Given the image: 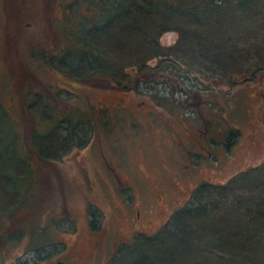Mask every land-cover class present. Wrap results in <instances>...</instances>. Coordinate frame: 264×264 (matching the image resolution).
I'll list each match as a JSON object with an SVG mask.
<instances>
[{
	"label": "rangeland",
	"instance_id": "rangeland-1",
	"mask_svg": "<svg viewBox=\"0 0 264 264\" xmlns=\"http://www.w3.org/2000/svg\"><path fill=\"white\" fill-rule=\"evenodd\" d=\"M93 1L0 0V264H101L131 237L121 212L146 205L150 235L114 264H264L247 199L264 203V0L135 3L132 31L113 20L103 34L95 18L115 0ZM101 69L112 80L90 75ZM25 156L38 165L30 194ZM204 181L221 191L193 197ZM199 198L206 211L184 212Z\"/></svg>",
	"mask_w": 264,
	"mask_h": 264
},
{
	"label": "trees",
	"instance_id": "trees-1",
	"mask_svg": "<svg viewBox=\"0 0 264 264\" xmlns=\"http://www.w3.org/2000/svg\"><path fill=\"white\" fill-rule=\"evenodd\" d=\"M160 1H170L171 2V4H164V6H162L163 7V9H165V10H168L169 8H173V10H176V11H180V10H182V7H184L183 5H182V7L180 6V4L176 7L175 6V4H176V2H173V1H175V0H142V1H140V0H115L114 1V3H111L110 2V4L109 5H105V6H103L107 1H103V3H102V6H103V9H104V11L102 12V14L100 15V17H97V18H95L96 19V21H98V20H102V18H103V20H104V24L105 25H103V29H102V31H100V33H104L107 29H109V30H113V29H115L116 27V24L115 23H113V20H116V23H117V21L118 22H120L121 21V25H122V30H123V32H125V31H132V27H129L128 26V24L125 22L126 20H128L127 19V15L131 12V4H134V6H135V3H139V4H141V5H143V3H146V5H147V7L146 8H150V9H152V8H157V6L155 7V5H156V3L158 2V3H162V2H160ZM101 2H102V0H101ZM101 2H98L97 0L95 1H93L92 2V5L95 7V8H97L98 6L97 5H99V3H101ZM188 3V2H187ZM217 3H219V2H217ZM145 5V6H146ZM144 6V5H143ZM180 6V7H179ZM192 7H196V6H191V7H188L187 9H189V8H191V10H192ZM186 8V7H185ZM98 9V8H97ZM145 10V9H144ZM153 10V9H152ZM152 10H147L148 12H152L153 14H154V12L152 11ZM154 11H156V10H154ZM157 11H160V10H157ZM126 12H128V13H126ZM181 12V11H180ZM143 14H145V13H143ZM126 18V19H123V18ZM123 20V21H122ZM96 23V22H95ZM113 24V25H112ZM196 24H198V25H202L199 21L196 23ZM93 25V24H92ZM93 26H95V25H93ZM127 33H129V32H127ZM87 41H89V40H87ZM83 44H85V43H83ZM82 44V47H83V49L81 50V51H83V53L84 54H87L88 55V53H90L91 54V52H94V50H87V46L89 45V47L91 48V45L90 44H87V45H83ZM94 47V46H93ZM89 51V52H88ZM81 54H82V52H80ZM80 53H77V52H75V58L76 59H80V58H83L82 56L83 55H80ZM89 54V55H90ZM81 56V57H80ZM218 57H220V56H216L215 57V59H213V58H209V57H207L206 58V60H209V61H211L210 62V64L212 63V65L213 66H215L216 67V65H218L219 66V61H221V58L219 59ZM74 63V65L76 64V61L75 62H73ZM77 65V64H76ZM75 65V66H76ZM105 65V64H104ZM158 65H155V67H157ZM190 67H192V68H190V70L189 71H191L192 69H194L195 67H193V66H191V65H189ZM145 67V64H144V62H142V63H140V64H138L137 66H136V69L139 71L141 68H144ZM196 69V68H195ZM100 70V69H99ZM102 71L99 73V71H97L98 73H95L94 72V70H92V71H90V75L92 74V76L94 75V76H96V77H101V78H104V77H107L108 79H110V80H112L111 79V77H109V76H105V74L103 73V69H101ZM105 71V70H104ZM201 71V70H200ZM89 75V76H90ZM87 75H85V76H83V77H86ZM140 76H138V78H139ZM137 78V79H138ZM148 81V80H147ZM119 86H120V88L122 87V89H124V90H127V89H131L132 87H134L133 89L134 90H137L136 89V87L137 86H135V85H130L129 83L126 85L127 87H129V88H127V87H125L124 85H122L121 83H119ZM1 107V106H0ZM2 114H4V112L3 113H1L0 114V116H2ZM1 120V119H0ZM6 122V124L8 123L7 122V120L5 121ZM10 124V123H9ZM0 127H1V129H2V131H3V129H5V128H3L1 125H0ZM52 128H54V126L52 127ZM51 130H53V129H51ZM10 131H11V129H10ZM16 135V134H15ZM20 138H21V136H20ZM16 140H17V137H14L13 138V141L16 143ZM30 141H32V143H33V145H34V147H35V149H37V152L38 153H40V151H42V149L40 148V144H39V147L38 146H36V143H35V141H34V138H33V135L31 136V138H30ZM17 145V144H16ZM8 151V150H7ZM58 150H56V152H57ZM9 152V151H8ZM7 152V153H8ZM22 152H23V150H22ZM19 152H17V154H18ZM20 154V153H19ZM41 154V153H40ZM20 155H22V153L20 154ZM45 155H47V154H45ZM45 155H42L41 154V156L42 157H44V158H46L47 159V157H45ZM49 155H51V154H49ZM53 156V158H55L56 160H60V158H61V156H57V155H55V154H53V155H51V157ZM25 162H26V166H27V169H28V171H27V174H26V176L27 177H30L29 179H30V181L29 182H27L26 183V180H24L25 181V184H26V193H27V191H28V194H30L31 193V187L33 186V183H34V181H33V172H34V167L33 166H37L38 167V165H36L37 164V162H36V159L35 158H32V157H28V156H25ZM33 167V168H32ZM252 169V168H251ZM254 169V168H253ZM249 170V169H248ZM248 170H244L242 173H239V175H237L236 177H238V176H243V178L245 177V176H247V174L245 173V172H248ZM236 177H234V178H236ZM234 178H233V176H232V178H230V181L231 180H234ZM243 178H242V180H243ZM245 179H247V178H245ZM220 186H227V184H225V183H222ZM206 189H208V190H206ZM213 191V193H207L208 194V196L210 197V196H212L214 193H216V192H220L221 191V189H219V184H216V183H213V182H208V181H204V182H201L199 185H198V187H195V189L193 190V197H195V198H198L201 194H199L198 195V193L199 192H204V191ZM220 190V191H219ZM25 194V193H24ZM23 194V195H24ZM197 196V197H196ZM256 196V195H255ZM254 196V197H255ZM250 198V197H248L247 199H249V200H251V202L253 201V203H252V205H250L249 206V208H248V213H250V216H249V219L251 220V221H253L254 223V225H253V227L255 226V224L257 225V223L259 222V221H262L263 223H264V212H260L259 210V205L260 204H262V203H258L257 202V200H255V198ZM259 199H261V200H259L260 202H263L264 201V197H263V199L260 197ZM22 202H24V199H22ZM207 203V202H206ZM210 203V202H209ZM258 203V204H257ZM197 204L198 205H196V208H192L191 206H188V207H185V206H187V204L185 205V206H183L184 207V212H188L190 209H192L194 212L193 213H191L190 215H192V216H194V215H198V216H200L202 213H203V210L204 211H206L204 208L206 207L204 204L205 203H203V201H202V199H198V202H197ZM264 204V203H263ZM262 204V205H263ZM191 210V211H192ZM182 215H183V213H182ZM179 217L176 219V223H177V225L178 224H182L183 223V225H185L186 226V223H184V221H185V218L183 219L182 217H181V215H178ZM186 217V216H185ZM198 218V217H197ZM200 218V217H199ZM167 225V224H166ZM165 225V226H166ZM263 228H262V230L264 229V225L262 226ZM259 229V228H258ZM261 230V231H262ZM171 231V230H170ZM170 231H168L167 232V234H171V232ZM258 232H260V231H257V232H253L251 235H252V238L255 236V237H257V233ZM258 239H260V237H258L257 239H256V241L258 240Z\"/></svg>",
	"mask_w": 264,
	"mask_h": 264
},
{
	"label": "flooded vegetation",
	"instance_id": "flooded-vegetation-1",
	"mask_svg": "<svg viewBox=\"0 0 264 264\" xmlns=\"http://www.w3.org/2000/svg\"><path fill=\"white\" fill-rule=\"evenodd\" d=\"M66 1L69 2V1H72V0H66ZM72 78H73V80H75V77H72ZM73 82L77 83V81H72V83ZM64 89H66L69 92L72 91L71 89H69L67 87H64ZM117 103H118L117 105H119L121 107H124V108L127 107V106H124V102H122L121 100H119ZM133 112L134 111H132V113ZM148 113H149V110H147L146 114H148ZM129 114H130V112H129ZM137 115L138 114H135V116H137ZM88 117H87V119L89 121L91 120L92 124H94V125H95L96 120H98V119L99 120H102L103 119V121H106L107 120V119L105 120L104 118H101V116L98 113L96 114L95 119L92 118L91 116H88ZM87 119H85V120H87ZM129 123H130V119L128 120V123H125V125L129 126ZM85 140L87 141V139H85ZM201 145H202V147H204L203 146V143ZM205 148H208L209 149V147H205ZM209 152H211L210 149L208 150V153ZM105 162H108L107 159H105ZM112 167H114V165H112ZM115 167H116V165H115ZM146 206H144L143 209H141V208L138 207L135 210L136 211L135 218L132 217V214L128 210H123L121 212L120 218H122V220H123L122 224L125 225L127 227V229H130L131 230V233H130V236L131 237L125 238V239L122 238V240H119L118 242L117 241H113V245H112L111 251L109 249L110 254L109 255H106L104 261L101 264H114L116 262H120V260H122L120 258H123L124 256L127 259V257H130L131 255H124L123 254V255L116 256V251H118L120 248H122L123 245H125V246L127 245V247H128V246H132L133 244H135L134 237H137L138 234H141L143 236L144 235H150L148 233V231L145 230V228L150 227V223L152 222L151 217H150L152 215V206H147V207ZM136 224H139L140 227H137ZM142 226H144L145 228L142 229ZM158 233H159V228H156V230H154L151 233L152 234V238H156V236H157ZM141 255L143 257H140L138 259H135L134 262L135 261H139V262L143 261L146 264V261H147L146 260V253H144V254L142 253ZM57 260H64L66 263L68 262L69 264H74L71 260H65L63 258H56V260L54 262H51V263H48V264H54V263H56Z\"/></svg>",
	"mask_w": 264,
	"mask_h": 264
},
{
	"label": "water",
	"instance_id": "water-1",
	"mask_svg": "<svg viewBox=\"0 0 264 264\" xmlns=\"http://www.w3.org/2000/svg\"><path fill=\"white\" fill-rule=\"evenodd\" d=\"M54 264H69L68 262L66 263L64 260H57L56 263Z\"/></svg>",
	"mask_w": 264,
	"mask_h": 264
}]
</instances>
